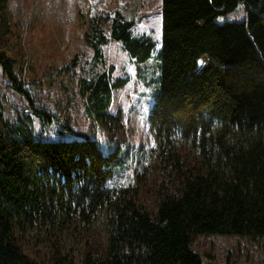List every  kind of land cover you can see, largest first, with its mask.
<instances>
[{"label": "trees", "instance_id": "16d2710c", "mask_svg": "<svg viewBox=\"0 0 264 264\" xmlns=\"http://www.w3.org/2000/svg\"><path fill=\"white\" fill-rule=\"evenodd\" d=\"M8 1L0 0V19ZM241 8L244 20L221 21ZM161 17L160 88L150 121L161 141L162 166L152 206L131 189L115 193L107 186L121 162L119 146L105 150L71 127L75 139H42L30 118H20V130L0 118V264H36L24 253L15 225L41 215L58 191L85 222L106 214V246L90 249L80 264H203L192 250L196 237L264 238V0H162ZM133 27L120 10L92 19L86 34L94 53L90 68L73 59L49 74L55 81L66 76L109 132H126L110 108L113 93L129 79L114 75L106 47L120 43L148 84L143 74L157 46ZM0 66L33 114L51 123L2 50ZM177 134L214 150L216 166L203 172L186 165L176 152ZM50 264L75 263L56 249Z\"/></svg>", "mask_w": 264, "mask_h": 264}, {"label": "rangeland", "instance_id": "374dc122", "mask_svg": "<svg viewBox=\"0 0 264 264\" xmlns=\"http://www.w3.org/2000/svg\"><path fill=\"white\" fill-rule=\"evenodd\" d=\"M161 7L162 0H9L0 19V50L12 62L18 82L34 105L50 114L53 121L44 123L33 114L29 99L13 86L1 66L0 118L14 125L10 127L14 130L22 129L20 118H30L35 134L42 139H75L78 136L69 130L71 127L98 140L105 150L119 146L121 162L107 186L115 193L131 189L147 206H152V188L162 166L161 141L150 121L160 88ZM49 8L52 11L48 15ZM117 10L134 21L135 35L151 36L157 43L143 74L148 84L136 74L134 61L120 43L111 42L105 49L114 75L129 79L123 89L113 93L110 108L126 127L124 134L100 128L66 76L56 81L49 78L50 71L54 74L73 59L87 71L94 56L86 44L90 23ZM245 16L241 8L221 21H242ZM175 148L186 165L203 172L218 162L214 150L187 142L180 134L175 138ZM221 167L225 170L224 165ZM57 194L59 197L41 215L19 219L15 236L36 264H50L56 249L80 264L90 249L106 246V214L101 211L91 223L85 222L69 197L60 191ZM192 250L203 264H264V238L199 236Z\"/></svg>", "mask_w": 264, "mask_h": 264}, {"label": "snow or ice", "instance_id": "6c2138e0", "mask_svg": "<svg viewBox=\"0 0 264 264\" xmlns=\"http://www.w3.org/2000/svg\"><path fill=\"white\" fill-rule=\"evenodd\" d=\"M201 63H203V62H201Z\"/></svg>", "mask_w": 264, "mask_h": 264}]
</instances>
